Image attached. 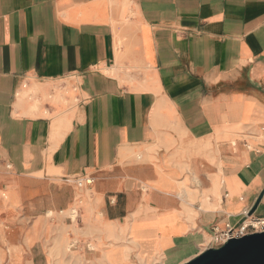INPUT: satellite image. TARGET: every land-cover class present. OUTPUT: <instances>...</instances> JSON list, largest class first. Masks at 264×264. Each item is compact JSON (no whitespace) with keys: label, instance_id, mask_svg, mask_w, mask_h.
<instances>
[{"label":"crops","instance_id":"crops-1","mask_svg":"<svg viewBox=\"0 0 264 264\" xmlns=\"http://www.w3.org/2000/svg\"><path fill=\"white\" fill-rule=\"evenodd\" d=\"M263 189L264 0H0L4 258L77 207L70 239L143 246L91 264H185Z\"/></svg>","mask_w":264,"mask_h":264},{"label":"water","instance_id":"water-1","mask_svg":"<svg viewBox=\"0 0 264 264\" xmlns=\"http://www.w3.org/2000/svg\"><path fill=\"white\" fill-rule=\"evenodd\" d=\"M264 196V189L247 215H253ZM247 216H244L243 222ZM185 264H264V231L231 238L219 247H210Z\"/></svg>","mask_w":264,"mask_h":264},{"label":"bare ground","instance_id":"bare-ground-1","mask_svg":"<svg viewBox=\"0 0 264 264\" xmlns=\"http://www.w3.org/2000/svg\"><path fill=\"white\" fill-rule=\"evenodd\" d=\"M49 212H54V211H49ZM76 212L78 213V211H76ZM60 213H65V212L62 211ZM76 215L77 214H75L74 216H76ZM136 228L137 227L135 225L132 227L131 234H133V237L130 238L129 240H127V237H123V242H119V243H117L119 240L117 241L116 238L114 240L111 238L112 240H109V242L106 241L107 243H105V244H108V248L103 249L105 255L108 257H111L112 254L116 250H121L123 253L124 251H132L133 248L137 249L138 247H139L138 251H139V253H141V249H143V246L142 245L139 246V244L136 243L137 238H138V236L136 235ZM74 229H75V231L78 232V231H82L83 227L74 228ZM111 232H113V231L111 230ZM124 240H125V242H124ZM103 244L104 243H89V248L93 252H97L98 247L100 245H103ZM9 249H10V253L8 255L9 258H4V254L0 253V264H21L22 260L20 259L21 254L19 251V247L18 246H12V247L9 246ZM46 262H47V264H85L84 260L76 254V251L74 248H72L71 244L70 245L69 244L64 245L57 252H54L51 249L50 258L46 259ZM22 264H24V263H22Z\"/></svg>","mask_w":264,"mask_h":264},{"label":"rangeland","instance_id":"rangeland-1","mask_svg":"<svg viewBox=\"0 0 264 264\" xmlns=\"http://www.w3.org/2000/svg\"><path fill=\"white\" fill-rule=\"evenodd\" d=\"M76 211H78V208L77 207H73V208H71L69 210V216L72 217L73 223L70 226H64V227H62L60 237H57V238L54 239V243L52 245V250L54 252H57V251L60 250L61 247H63L64 245H67V244H69V245L71 244L72 245V248H74L75 251L76 250L78 251V250H80V248H83L85 250V252H86V258H83V260L85 261V264H91L90 257L92 256V254H90V251L88 250L89 243H104L103 244L105 246L104 249H107L108 248V244H105V243H107L109 241L106 242L103 239L102 241L99 240L97 242H94L93 240H91V241H89L87 243V245H83L81 243H78V239H76V238H74L73 240L70 239L72 233H75L76 235H78L79 233L86 232L85 231L86 229L90 233L94 232L93 231L94 228H92L90 226H87L85 228L83 227V230L82 231H78V232L75 231L74 228H81V226H75V224L77 225V224L80 223V221L78 220L79 219V217H78L79 216V211H78V213ZM55 214H56L55 211L54 212H48V215L49 216H54ZM75 214H77V215L74 216ZM109 237L112 238L113 240L115 238L117 239V241L119 240L117 243L123 242V237H118L114 232H110ZM124 242H125V240H124ZM219 244L220 243L218 241H215L214 242V245L216 247H219ZM87 246H88V248H87ZM134 249H136V248H133L132 250H134ZM22 253H23L24 258H22V257L20 258L22 260L21 264L22 263H25V264L26 263H29V264H47L46 258L39 253L37 247H34V249L33 248L32 249H28V251L26 250V252H25V250H22ZM32 256H35V258H32Z\"/></svg>","mask_w":264,"mask_h":264},{"label":"built area","instance_id":"built-area-1","mask_svg":"<svg viewBox=\"0 0 264 264\" xmlns=\"http://www.w3.org/2000/svg\"><path fill=\"white\" fill-rule=\"evenodd\" d=\"M86 183H91L92 179L87 178L85 180ZM79 185L83 184V181L78 182ZM246 219L239 223L237 226H229V228L223 232L221 238H219L218 242L219 246L227 242L231 238H239L247 234L255 233V232H263L264 231V216L247 215L245 214Z\"/></svg>","mask_w":264,"mask_h":264}]
</instances>
